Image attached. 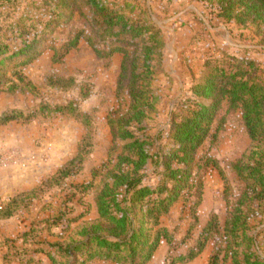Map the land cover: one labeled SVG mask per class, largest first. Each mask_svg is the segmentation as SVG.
Wrapping results in <instances>:
<instances>
[{"label":"rangeland","instance_id":"374dc122","mask_svg":"<svg viewBox=\"0 0 264 264\" xmlns=\"http://www.w3.org/2000/svg\"><path fill=\"white\" fill-rule=\"evenodd\" d=\"M59 1L20 0L0 8L7 12L0 18V31L9 38L10 26L24 17L31 34L29 42L35 34L41 37L45 24L62 12ZM105 1L125 5L144 22L146 3L150 17L163 31L162 60L155 64L152 84L155 111L136 130L140 138L149 141L153 152L160 147L159 133L169 130L174 106L192 83L202 82L208 59L227 55L240 62L264 64V29L226 24L218 17L217 8L210 7L213 0ZM81 12L86 14L84 18L75 17L70 26H60L54 34L46 30L49 39L39 47L42 55L31 65L23 69L19 68L23 61H12L0 67V80L25 81L24 89L16 92L0 86V211L12 201L18 203L15 217L0 220V264H49L36 252H49L47 246L67 236L65 222L78 220L74 230L97 220L94 208H89L95 190L88 192L87 188H97L110 167L113 143L109 119L121 117L127 110L117 99L122 57L104 60L95 56L87 43L92 35L87 22L91 17L87 8ZM35 25L37 33H32ZM83 30L85 37L79 46L56 63L55 53ZM10 42L13 50L24 48L20 41ZM58 80L73 81V86ZM222 116L224 125L216 124L219 134L208 139L199 152L204 191L196 220L188 202L162 220V227L174 234L175 243L171 248L165 244L163 256L155 264H168V258L183 256L213 217L222 233L228 214L239 201L243 186L233 165L251 152L253 144L240 113L226 115L223 111ZM5 118L12 121L5 123ZM207 159L216 165L205 168ZM64 171L71 172L68 178L62 177ZM152 181L147 184L154 185L156 180ZM60 217L63 224L55 227L52 222L50 232L47 222ZM249 219L252 235H256L264 224V202L255 206ZM219 242V237L215 238L190 264H208L221 249ZM258 242L262 244L263 238Z\"/></svg>","mask_w":264,"mask_h":264},{"label":"trees","instance_id":"16d2710c","mask_svg":"<svg viewBox=\"0 0 264 264\" xmlns=\"http://www.w3.org/2000/svg\"><path fill=\"white\" fill-rule=\"evenodd\" d=\"M18 1L0 0V8ZM84 7L91 17L87 22L92 35L87 43L95 56L104 60L122 57L117 99L127 111L121 117L109 119L113 143L110 167L97 188L93 185L87 188L88 192L95 190L89 198L92 200L89 208H94L97 220L74 230L72 227L78 220L65 222L67 236L47 246L49 252L36 254L45 256L49 264H151L163 244L171 248L175 243L174 234L162 227L164 218L181 203L188 202L196 220L204 191L199 152L208 139L219 134L216 124L224 125V111L226 115L241 114L253 144L251 152L233 165L243 186L241 196L228 214L222 233L217 218L213 217L183 256L170 257L167 262L193 263L219 237L221 249L208 264H264V224L259 233L252 235L249 219L255 206L264 202V64L240 62L227 55L208 59L202 82L192 83L174 106L169 115V130L159 133L160 147L153 152L149 141L140 138L136 130L155 111L154 67L162 60L164 43L163 31L150 17L146 3L143 15L147 22H144L128 12L125 5L119 7L105 0H60L58 8L62 12L53 15L42 36L35 34L31 42L27 20L20 17L18 24L10 26L9 38L0 31V67L12 61H23L19 67L23 69L31 65L41 57L39 47L49 39L46 30L54 34L58 27L70 26L75 17L84 18L86 14L81 12ZM210 7L217 8L218 17L228 25L234 22L264 29V0H213ZM6 14L0 12V18ZM36 28L35 25L31 32H36ZM84 37L83 30L68 40L55 53L56 63L74 51ZM13 40L20 41L24 48L13 50L10 42ZM5 78H1L0 86L8 87V91L24 89L25 81L21 78L15 83ZM58 82L73 86V81ZM10 121L11 118H5L4 122ZM209 165L216 164L205 160L204 167ZM70 173L61 174L68 178ZM152 180H156L154 185L147 184ZM17 209V201H12L0 211V220L15 217ZM62 221L61 217L48 221L49 231L52 222L60 227ZM260 237L262 244L258 242Z\"/></svg>","mask_w":264,"mask_h":264},{"label":"crops","instance_id":"0c3cea01","mask_svg":"<svg viewBox=\"0 0 264 264\" xmlns=\"http://www.w3.org/2000/svg\"><path fill=\"white\" fill-rule=\"evenodd\" d=\"M165 247V244H163L162 246H161V248H160V250L158 251V253H157V255H156V257L154 258V260H153V262L151 263V264H155L156 263V261L159 259L158 257H162L163 256V254L161 255L160 253H161V251H162V249ZM165 253L167 254V252H166V250H165ZM164 253V254H165ZM160 255V256H159ZM165 256V255H164ZM163 259V263H164V261H165V258H162ZM159 262V261H158Z\"/></svg>","mask_w":264,"mask_h":264}]
</instances>
